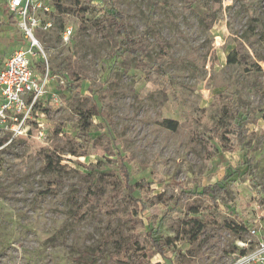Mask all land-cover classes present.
<instances>
[{"label": "rangeland", "instance_id": "1", "mask_svg": "<svg viewBox=\"0 0 264 264\" xmlns=\"http://www.w3.org/2000/svg\"><path fill=\"white\" fill-rule=\"evenodd\" d=\"M87 1L36 0L34 65L50 81L26 132L0 149V264H125L135 241L148 264H226L253 248L264 238V0H91L81 17ZM110 3L133 35L146 31L141 56L116 61ZM6 19L0 10V61L25 42ZM238 40L248 53L229 64ZM216 183V199L200 194Z\"/></svg>", "mask_w": 264, "mask_h": 264}, {"label": "built area", "instance_id": "2", "mask_svg": "<svg viewBox=\"0 0 264 264\" xmlns=\"http://www.w3.org/2000/svg\"><path fill=\"white\" fill-rule=\"evenodd\" d=\"M2 1V0H1ZM14 14V27L25 39L15 43L12 50L0 61V134L3 139L0 149L14 137L26 132V126L40 99L47 93L50 75L48 67L41 73L35 69L34 61L41 60L43 50L35 36L40 27L35 11L40 7L36 0H3ZM48 10L47 7H45ZM72 29L66 27L62 33L68 42ZM252 234L257 230L252 228ZM226 264H264V238H259L254 247L233 253Z\"/></svg>", "mask_w": 264, "mask_h": 264}, {"label": "trees", "instance_id": "3", "mask_svg": "<svg viewBox=\"0 0 264 264\" xmlns=\"http://www.w3.org/2000/svg\"><path fill=\"white\" fill-rule=\"evenodd\" d=\"M90 1L91 0L87 1L86 6L80 7L79 14L81 13L80 14L81 17L84 16V14L86 12H88L90 10H95L96 5H93V3L92 4L89 3ZM0 10L6 16V18H7L6 20H7L8 24L11 26H14L15 22H16L15 17H14V14L9 11L6 2L3 1L2 3H0ZM103 16L105 17L104 22L110 23L121 36V39H120L117 47L115 48L114 57H115L116 61L126 53H128L131 56L136 57V58L141 56L143 53H145V50L143 49L142 45H143V42L145 40L146 31H141L139 34L133 35L128 28V24L126 21V14L124 12H122L121 10H119L118 8H116L113 3H110L109 7L105 8V12L103 13ZM16 31H17V29H16ZM157 42L159 43L160 51L162 52V55L165 56V58H166L167 57L166 56L167 55V53H166L167 52V45L165 44L163 39H161L159 37H157ZM248 46L250 47V43H248ZM239 53L243 56L244 54H247L248 51L244 47V45L238 40L237 45H235V47L232 49V51L227 54L226 62L229 64L238 62L239 59H238L237 55ZM138 62L140 65H136V66L139 68L145 69L147 72L152 69L151 65H149L147 62H144L142 60H138ZM95 114H97V113H95ZM165 122L167 124V127L171 128V129H175L176 124L174 121L166 120ZM127 183L129 185H133L134 189L131 192L134 193L135 191L138 190L135 182H131L130 180H128ZM224 189H225V187L223 185L216 183V184L204 186L201 189L200 194H205V195H208L210 197H214L216 199L218 197V195ZM133 193H131V194H133ZM148 232L150 233V230ZM156 240H161V239H156ZM169 242H170L169 239L167 240V242L165 241L166 244H168ZM134 244H135V251H137V253L139 255L135 256V255L131 254V255H129V260H124L123 262L125 264H148L147 262L144 261L145 258L147 257L146 247L144 245H142L139 241H135ZM154 245L159 246V243L156 242ZM239 250L241 252L244 251V249H239ZM139 256H141V257H139Z\"/></svg>", "mask_w": 264, "mask_h": 264}, {"label": "crops", "instance_id": "4", "mask_svg": "<svg viewBox=\"0 0 264 264\" xmlns=\"http://www.w3.org/2000/svg\"><path fill=\"white\" fill-rule=\"evenodd\" d=\"M12 50V49H11Z\"/></svg>", "mask_w": 264, "mask_h": 264}]
</instances>
